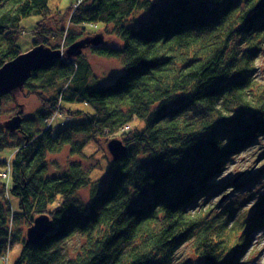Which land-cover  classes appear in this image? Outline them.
<instances>
[{
	"label": "trees",
	"instance_id": "16d2710c",
	"mask_svg": "<svg viewBox=\"0 0 264 264\" xmlns=\"http://www.w3.org/2000/svg\"><path fill=\"white\" fill-rule=\"evenodd\" d=\"M55 1L0 0V68L26 50L23 21L32 17L30 48L61 51L18 93L0 96V173L2 153H14L9 183L0 174V257L19 242L13 264H188L177 257L190 243L198 264H242L255 230L264 229V198L243 222L233 212L211 214L207 200L229 160L264 135V91L253 76L254 53L264 47V0H76L66 9ZM140 12L149 17L138 20ZM54 15L61 17L52 24ZM86 49L121 59L123 71L101 83ZM29 96L41 105L24 115L18 98ZM4 97L22 111L14 131L1 121ZM134 120L142 125L132 127ZM114 138L126 151L107 161L105 188L82 159L49 174L50 154L69 147L90 157L88 143L101 148ZM87 187L85 202L79 192ZM42 215L53 226L40 243H28L20 225Z\"/></svg>",
	"mask_w": 264,
	"mask_h": 264
},
{
	"label": "rangeland",
	"instance_id": "374dc122",
	"mask_svg": "<svg viewBox=\"0 0 264 264\" xmlns=\"http://www.w3.org/2000/svg\"><path fill=\"white\" fill-rule=\"evenodd\" d=\"M57 0L55 1L56 4ZM77 3L76 0H61V7L68 8L72 3ZM58 4V3H57ZM61 15H54L53 22L54 24L57 20H60ZM138 20H146L149 15L147 12H140L138 14ZM38 18L32 17V19H26L23 21V34L21 38V45L27 50L32 45L35 27L37 25ZM101 28V27H100ZM109 41L116 43V39L112 37L106 38ZM59 42L58 39H55V44ZM31 49V48H30ZM87 58L91 62L92 69L94 74L100 80L101 83H108L113 78L117 77L124 69L123 62L119 58H112L106 56H100L93 53L90 49L85 50ZM256 60V69H255V81L261 91H264V47L258 53H254ZM18 93V91L14 92ZM3 115L1 121L5 122L14 116L17 115V106L16 103L10 97L3 98ZM18 101L25 105L24 115H29L34 113L36 109L40 108L41 102L36 96L29 97H19ZM58 112V111H57ZM56 112V113H57ZM62 113H57L53 116L52 126L56 131L62 122ZM70 118H68L69 120ZM71 120V119H70ZM74 120V119H73ZM77 120V119H75ZM74 120V121H75ZM64 121V120H63ZM142 123L139 120H134L132 122V127L141 126ZM127 129H130L127 128ZM83 152L86 155L93 154L90 157L78 156L70 152V148H64L60 153L50 154L49 159V174H61L65 171L70 163L74 161H79L82 159V165L91 171V176L93 179L99 178V187L105 188L108 182L107 175V161L109 158H112L107 144L103 141L102 147L99 148L95 142L88 143ZM2 154L6 155L9 161L14 157V153H10L9 150H6ZM4 159V158H3ZM5 168V167H4ZM3 168V169H4ZM3 174L8 173L6 177L7 182L10 181L11 168L7 166V170H3ZM2 174L3 177H5ZM236 179L238 186L233 185L229 181ZM215 184L220 186L219 190L213 195H211L207 201L213 206V211L211 214H218L221 216H226L229 212H233L237 220L243 222V220H250L249 212L253 210L256 204L264 198V135L259 138V140L252 146L243 150L238 154L234 160H229L226 169L220 174L219 177L214 179ZM226 184L228 186H226ZM10 185V184H9ZM227 187L225 189H221ZM79 195L81 198L87 202L90 198V187L83 188L80 190ZM223 195V196H222ZM9 200L13 210L18 209V199L15 196L10 195ZM246 225H242L243 227ZM23 229V236L27 238V231L31 227L27 224L20 225ZM80 240L74 239L71 240V251L76 249ZM22 249V244L17 242L9 247L6 254L0 257V264H13L18 258L20 251ZM242 264H264V229L255 230L248 249H246L241 257ZM177 260L193 262L198 264L200 259L197 257L196 252L194 251L193 245L188 243L184 244L179 248ZM197 262V263H196Z\"/></svg>",
	"mask_w": 264,
	"mask_h": 264
},
{
	"label": "water",
	"instance_id": "95a60500",
	"mask_svg": "<svg viewBox=\"0 0 264 264\" xmlns=\"http://www.w3.org/2000/svg\"><path fill=\"white\" fill-rule=\"evenodd\" d=\"M95 42H100L101 38L96 37ZM78 46L69 49L70 53H75ZM55 56H61V51L53 53L51 48L44 45L36 46L24 51L14 59L5 63L0 68V96L14 93L24 88L26 80L36 71L50 62ZM22 123V111L16 116L6 121L5 126L14 131ZM107 148L113 160H118L126 151L124 143L117 138L111 139ZM53 222L48 215H42L36 218L34 224L27 231V242L38 244L49 233Z\"/></svg>",
	"mask_w": 264,
	"mask_h": 264
},
{
	"label": "built area",
	"instance_id": "2783aa9c",
	"mask_svg": "<svg viewBox=\"0 0 264 264\" xmlns=\"http://www.w3.org/2000/svg\"><path fill=\"white\" fill-rule=\"evenodd\" d=\"M130 126L129 125H126L125 127H124V129H127V128H129ZM7 166L9 167V169L11 168V165H10V161H9V159H7ZM7 170V169H6ZM5 170V171H6ZM4 172L2 171L0 174L2 175ZM4 176H5V174H3ZM8 176V173L6 174V176L5 177H3V178H6ZM5 256V255H4Z\"/></svg>",
	"mask_w": 264,
	"mask_h": 264
}]
</instances>
